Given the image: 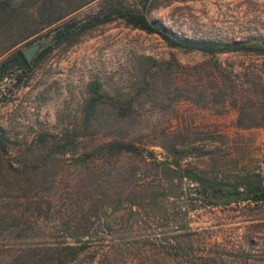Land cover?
Segmentation results:
<instances>
[{
	"label": "rangeland",
	"instance_id": "1",
	"mask_svg": "<svg viewBox=\"0 0 264 264\" xmlns=\"http://www.w3.org/2000/svg\"><path fill=\"white\" fill-rule=\"evenodd\" d=\"M38 2L11 0L18 8L17 20L11 28L0 26V62L16 48L39 43L27 59L28 68L14 65L0 78V126L10 148L27 152L31 147L37 160L47 158L44 168L32 174L45 184L39 193L44 211L28 230H82L85 214L88 230H139L143 236L153 231L160 237L177 234L180 240L187 230H196L198 242L213 244L223 264H264V204H204L198 184L183 175L186 168L237 180L264 171V126H239L231 105L197 99L200 86L192 99L186 97L188 70L177 82L169 77L174 74H168L173 58L192 65L208 57L170 47L157 34L120 18L91 26L98 0H56L55 8L70 10L61 20L75 21L70 39L54 43L49 29L58 21L41 23L38 32L6 48L24 28L34 26ZM147 16L193 37L264 35V0L159 2ZM216 60L233 68L261 62L231 54ZM159 63L165 66L163 74L155 72ZM94 86L104 101L91 125L83 115ZM116 100L131 105L123 117L112 107ZM111 123L141 148L140 154L91 157V151L97 152L91 146L107 136ZM45 134L63 138L65 153L41 151L39 139ZM130 200L137 204L129 206ZM96 203L98 216L91 217ZM145 242L137 248L121 246L133 252L132 264L167 259L164 241ZM104 252L92 245L70 264H96Z\"/></svg>",
	"mask_w": 264,
	"mask_h": 264
},
{
	"label": "trees",
	"instance_id": "2",
	"mask_svg": "<svg viewBox=\"0 0 264 264\" xmlns=\"http://www.w3.org/2000/svg\"><path fill=\"white\" fill-rule=\"evenodd\" d=\"M171 1L175 0H98L96 8L91 12V26L120 18L134 27L157 34L170 47L208 57L192 65L173 58L168 73H174L173 76L169 75L171 81H179L182 71L188 70L190 78L183 77L186 97L191 98L196 87L200 86L197 99L204 103L218 101L222 107L231 105L237 111L239 126H264V35L250 32L231 39L193 37L179 34L164 23L148 18L147 12L151 6ZM55 2L39 0V17L33 19L34 26L24 28V32L13 38L6 48L38 32L42 28L41 23L50 25L58 21L49 29L54 43L70 39L75 32V21L72 18L61 20L70 10L55 8ZM17 12L18 8L11 4V0H0V26L3 25V29L11 28L17 20ZM221 54L254 56L261 62L233 68L216 60ZM211 58L214 60L211 61ZM14 65L19 68L30 66L21 48L14 49L2 59L0 78L6 69ZM155 72L165 73V66L159 63ZM103 101L101 93L94 86L93 94L85 104V122L91 119L92 125L95 113ZM112 107L119 117H123L131 105L123 106L116 100L112 102ZM110 127L107 136L91 146L97 151L95 154L91 151V157L141 153V148L126 139L117 124L111 123ZM39 141L42 143L40 150L48 148L51 154L52 151L62 154L67 149L65 140L56 134L42 135ZM10 147V138L0 126V264H70L92 245H98L105 251L103 259L96 264H132L130 255L133 252L121 246L137 248L141 244L146 245L145 241L153 245L159 241L166 243L163 255L167 259L155 264H223L221 252L213 249V244L208 242L202 241L200 244L196 230H187L185 240H180L177 234H164L160 237L153 231L143 236L144 232L139 230H88L89 224L86 222L89 216L85 214L86 221L80 223L82 230H28L37 225V217L44 211L39 193L45 184L42 180H35L32 174L44 168L47 158L40 157L37 160L38 156L33 154L34 149L31 147L27 148V152ZM183 170V175L198 184L200 200L204 204L228 205L242 201L264 204V171L246 173L237 180H230L218 173L202 175L200 171ZM164 194L171 195L170 192ZM130 201L129 206L137 204L134 200ZM97 210L99 206L96 203L91 207V217L98 216ZM171 239L173 242H170Z\"/></svg>",
	"mask_w": 264,
	"mask_h": 264
},
{
	"label": "water",
	"instance_id": "3",
	"mask_svg": "<svg viewBox=\"0 0 264 264\" xmlns=\"http://www.w3.org/2000/svg\"><path fill=\"white\" fill-rule=\"evenodd\" d=\"M39 47V43L35 42L31 45H28L24 48H22V52L24 53L25 57L30 60L37 48Z\"/></svg>",
	"mask_w": 264,
	"mask_h": 264
}]
</instances>
